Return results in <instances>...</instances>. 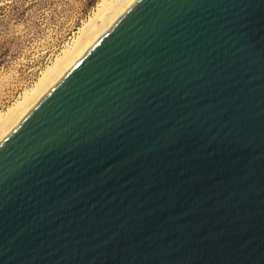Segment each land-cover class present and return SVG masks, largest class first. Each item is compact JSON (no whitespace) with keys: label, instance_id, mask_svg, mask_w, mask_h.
I'll return each instance as SVG.
<instances>
[{"label":"water","instance_id":"obj_1","mask_svg":"<svg viewBox=\"0 0 264 264\" xmlns=\"http://www.w3.org/2000/svg\"><path fill=\"white\" fill-rule=\"evenodd\" d=\"M0 264H264V0H136L0 141Z\"/></svg>","mask_w":264,"mask_h":264},{"label":"rangeland","instance_id":"obj_2","mask_svg":"<svg viewBox=\"0 0 264 264\" xmlns=\"http://www.w3.org/2000/svg\"><path fill=\"white\" fill-rule=\"evenodd\" d=\"M102 0H0V114L38 82Z\"/></svg>","mask_w":264,"mask_h":264},{"label":"bare ground","instance_id":"obj_3","mask_svg":"<svg viewBox=\"0 0 264 264\" xmlns=\"http://www.w3.org/2000/svg\"><path fill=\"white\" fill-rule=\"evenodd\" d=\"M136 0H102L97 12L79 28L74 41L64 48L35 86L0 114V141Z\"/></svg>","mask_w":264,"mask_h":264}]
</instances>
